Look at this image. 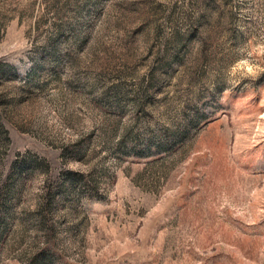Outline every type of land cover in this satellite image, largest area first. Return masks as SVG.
<instances>
[{
  "label": "rangeland",
  "instance_id": "1",
  "mask_svg": "<svg viewBox=\"0 0 264 264\" xmlns=\"http://www.w3.org/2000/svg\"><path fill=\"white\" fill-rule=\"evenodd\" d=\"M0 264H264V0H0Z\"/></svg>",
  "mask_w": 264,
  "mask_h": 264
}]
</instances>
